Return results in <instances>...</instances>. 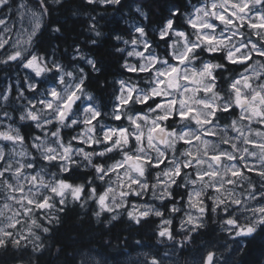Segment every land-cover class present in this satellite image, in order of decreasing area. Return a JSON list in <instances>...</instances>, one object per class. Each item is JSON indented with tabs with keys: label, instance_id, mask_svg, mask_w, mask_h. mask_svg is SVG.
Masks as SVG:
<instances>
[{
	"label": "snow or ice",
	"instance_id": "obj_1",
	"mask_svg": "<svg viewBox=\"0 0 264 264\" xmlns=\"http://www.w3.org/2000/svg\"><path fill=\"white\" fill-rule=\"evenodd\" d=\"M145 7L0 0V253L11 264H36L76 208L97 223L155 224L168 250L133 264L187 251L193 264H228L205 239L212 225L229 253L264 234V0H171L155 22ZM66 8L75 36L53 18ZM104 43L111 79L93 54Z\"/></svg>",
	"mask_w": 264,
	"mask_h": 264
},
{
	"label": "trees",
	"instance_id": "obj_2",
	"mask_svg": "<svg viewBox=\"0 0 264 264\" xmlns=\"http://www.w3.org/2000/svg\"><path fill=\"white\" fill-rule=\"evenodd\" d=\"M170 2L171 0H144L145 11L149 12L153 22L158 21L167 15L166 4ZM53 18H66V27L71 36L81 31L80 23L71 16L68 8L54 13ZM101 24L104 25V22L101 21ZM108 27L122 28L124 25L122 22L119 25L110 24L102 30L107 31ZM93 54L103 63L105 75L109 79L119 71L116 57L111 55L108 43L95 49ZM102 221L103 223H97L90 215H84L83 210L79 208L68 211L63 216L62 224L45 240L46 250L38 255L36 264H81L82 260L86 261V264H96L97 261L100 264L105 261L107 264H133L137 259H141L144 252L151 255L155 254L157 249L161 254L168 250L167 245L159 243L154 235L153 223L133 225L126 215L110 223L104 217ZM211 227L214 230L209 231L205 239L215 241L217 257L221 260L227 258L228 264H264V234H257L254 239L248 238L246 247L229 253L225 247L231 245L228 235L221 232L216 225ZM137 241H141V245L138 246ZM198 258L191 251L176 257L177 264H192L193 260ZM12 259L10 254L0 253V264H11ZM23 259L28 261V256Z\"/></svg>",
	"mask_w": 264,
	"mask_h": 264
},
{
	"label": "rangeland",
	"instance_id": "obj_3",
	"mask_svg": "<svg viewBox=\"0 0 264 264\" xmlns=\"http://www.w3.org/2000/svg\"><path fill=\"white\" fill-rule=\"evenodd\" d=\"M145 254H146L145 252L141 254V255H142V256H141V259L144 258ZM197 260H198V259H197ZM192 264H193V262H192Z\"/></svg>",
	"mask_w": 264,
	"mask_h": 264
}]
</instances>
